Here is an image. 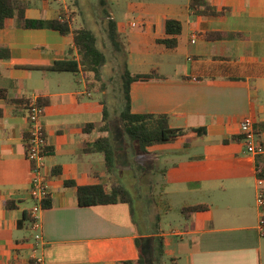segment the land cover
<instances>
[{
  "label": "crops",
  "instance_id": "0c3cea01",
  "mask_svg": "<svg viewBox=\"0 0 264 264\" xmlns=\"http://www.w3.org/2000/svg\"><path fill=\"white\" fill-rule=\"evenodd\" d=\"M23 1L27 17L33 19H53L61 9H69L67 0H55L65 4L58 9L54 0ZM111 2L137 15L127 26L111 11L120 35L127 38L129 68L140 67L131 72L157 71L161 76L132 83V111L167 114L173 127L207 131L146 148L132 141L136 156L141 154L138 168L143 178L137 186L134 176L126 188L137 193L148 179L142 188L150 191L149 175L158 174L165 181L160 185L164 194L207 196L205 201L185 202L181 212L196 204L209 208L184 217L181 229L169 234L160 228L165 253L176 264H264V205L258 203L259 196L264 198V154H249L241 133V122L249 117L257 138L264 141V0H211L224 11L219 16L193 15L191 0H107ZM169 18L183 24L174 49L158 42L172 37L165 29ZM217 32L223 36L207 38V33ZM0 50L8 51L7 57H0V89L8 97L50 100L42 122L50 147L45 172L53 200L51 208L38 212L45 239L39 246L32 215L36 201L30 195L33 164L26 155L28 108L0 98V264H35L41 256L48 264L137 259L135 240L140 232L149 237L144 227L158 215L141 211L142 220L136 222L135 208L127 202L81 206L76 187L68 184H94L99 176H110L104 155L84 149L102 135L110 134L116 142L112 131L84 130L87 124H102L103 104L87 90L83 72L48 69L57 60L80 58L72 36L47 28H19L11 21L0 28ZM6 201L16 207L7 208ZM172 244L181 261L167 249Z\"/></svg>",
  "mask_w": 264,
  "mask_h": 264
},
{
  "label": "trees",
  "instance_id": "16d2710c",
  "mask_svg": "<svg viewBox=\"0 0 264 264\" xmlns=\"http://www.w3.org/2000/svg\"><path fill=\"white\" fill-rule=\"evenodd\" d=\"M28 4L23 0H0V28L7 27L11 21L19 28L25 29H53L60 32L64 36H72L74 45L79 53L78 60L74 58H67L64 60H57L48 67L49 70L55 72H72L74 74L82 71L86 80L87 90L89 92L100 93L106 90V83L103 76V67L108 61L105 51L99 46L98 36L88 26H75L73 18L69 12L61 9L59 15L53 19H33L27 17L26 11ZM191 12L193 15L202 16H219L224 14V11H219L211 3V0H191ZM108 11H106L107 13ZM165 29L168 35L158 39V42L164 44L166 47L174 49L178 46L177 35L183 31V24L180 20L169 18L165 22ZM109 38L113 44L120 49L121 43L119 40L120 32L118 29L117 21L109 16L108 21ZM238 34H231L237 36ZM223 34L207 33V38L215 39L221 38ZM8 56V51L0 50V57L5 58ZM161 76L157 71L151 73H133L128 68L123 74L125 101L120 108V117L123 122L124 132L135 143L142 145L144 148L158 143L177 140L182 137L190 135L198 136L205 134L206 128H195L188 132L183 128L173 127L170 123V116L167 114H154V113H134L132 111V98H131V85L134 82H148L151 80L159 79ZM0 98L5 99L6 103L11 105H22L23 107L30 103V99H11L5 89H0ZM38 104L42 107H47L50 100L47 97H39ZM103 104V121L100 126L94 123L87 124L84 130L90 131L94 129L100 130L102 133L111 131V118L108 112L105 100ZM1 113V110H0ZM29 133L25 134L27 141ZM46 142L45 150L50 152ZM86 153H102L105 158L107 171L112 174L116 171L118 163V154L120 149L110 134L102 135L94 141L89 142L85 147ZM259 170V176L262 177V170ZM59 170H54L53 174H58ZM68 184L73 185L77 189V198L81 206H94L100 204H114L119 202H127L133 206L134 200L131 192L125 185L120 183H112L109 176H99V182L94 184L77 185L76 182L70 181ZM7 208H15L16 204L12 201H6ZM44 209L53 206V200L50 194L42 201ZM206 204H196L186 206L182 209V213L188 219L193 213L200 210L208 209ZM27 218V217H26ZM136 221V220H135ZM160 217L157 216L156 224L159 223ZM137 222V221H136ZM137 226H139L137 224ZM158 230L148 231L149 237L142 236L140 232L136 238V245L139 250V257L134 260H126L118 262L117 264H149V258L146 254L145 246L148 249L150 245L153 249L155 259L158 262L161 260L162 255L165 253V239ZM170 264H176V259L171 258Z\"/></svg>",
  "mask_w": 264,
  "mask_h": 264
},
{
  "label": "rangeland",
  "instance_id": "374dc122",
  "mask_svg": "<svg viewBox=\"0 0 264 264\" xmlns=\"http://www.w3.org/2000/svg\"><path fill=\"white\" fill-rule=\"evenodd\" d=\"M69 3V16L74 18V25L79 26H88L91 28L96 35L98 36L99 46L105 51L108 61L103 67V76L106 83V90L104 92L95 93L96 99L105 100L108 108V112L111 118V131L116 139V144L120 149V152L117 156L119 169L113 172L109 177L112 183L118 181V183L125 186L129 185L131 179L135 176L138 178L135 181L136 185L139 186L141 183L142 173L139 170L138 166L140 165L142 159L141 154L138 153L136 144L132 143V140L124 132V126L122 119L120 117V108L122 107L125 101L124 93V82L123 74L128 68L130 71L140 70L137 65L132 64L129 68V59L130 53L127 50V38L124 34L119 37L121 48L118 49L111 39L109 38L108 33V21L109 16L113 17L111 11L113 12L115 18L118 22L125 25H129L132 21L136 20V14H126L125 11H122L120 7L111 2L110 5L107 4V0H67ZM105 1V3H104ZM54 7L59 8L64 6V3H57L53 1ZM65 10V9H63ZM106 10L108 11L106 13ZM67 11V10H66ZM127 32H130L129 27H127ZM106 133V132H105ZM121 168V169H120ZM131 169V170H129ZM151 188L149 187L142 188L146 186V181L140 184V191L131 192L132 198H134L135 203V220H142V213L149 216H160L161 223H149L145 225V230L152 231L158 230L157 228H162L166 233L172 234L173 230L181 229L186 222L184 215L181 212L182 206L185 202H199L205 201L207 196L201 192H196L193 194H188L186 196H181L178 194H164L160 190V185L162 182H165L162 175L151 174ZM182 183V182H181ZM116 184V183H115ZM32 206V202H30ZM175 239L176 244L179 242L177 237L170 236ZM177 240V241H176ZM172 251V255L178 256V261L182 260V255L178 252L175 253V244L167 247ZM146 254L149 258V264H170L171 255L169 253H164L161 257V260L155 259L153 249L151 246H145Z\"/></svg>",
  "mask_w": 264,
  "mask_h": 264
},
{
  "label": "built area",
  "instance_id": "2783aa9c",
  "mask_svg": "<svg viewBox=\"0 0 264 264\" xmlns=\"http://www.w3.org/2000/svg\"><path fill=\"white\" fill-rule=\"evenodd\" d=\"M2 60L0 59V68ZM45 115V108L38 104V98H30L28 105V118L30 121L29 137L27 139V158L33 164L32 180L30 186V195L36 201V205L32 211L33 225L37 229L36 243L43 245L45 243L42 224L39 220L38 212L43 209L42 201L49 194V174L45 172V155L47 136L43 125V117ZM241 133L244 135L246 151L253 155L264 154V141L257 138L254 131V122L247 117L241 122ZM258 203L264 205V198L259 196ZM261 232L264 235V217L260 222ZM35 264H48L44 257H38Z\"/></svg>",
  "mask_w": 264,
  "mask_h": 264
}]
</instances>
